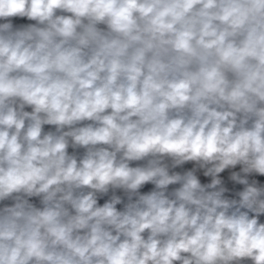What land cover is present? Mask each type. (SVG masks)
Here are the masks:
<instances>
[{"label":"clouds","instance_id":"9594fccd","mask_svg":"<svg viewBox=\"0 0 264 264\" xmlns=\"http://www.w3.org/2000/svg\"><path fill=\"white\" fill-rule=\"evenodd\" d=\"M0 264H264V0H0Z\"/></svg>","mask_w":264,"mask_h":264}]
</instances>
